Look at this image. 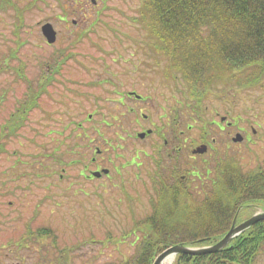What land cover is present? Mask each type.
<instances>
[{
    "label": "rangeland",
    "instance_id": "374dc122",
    "mask_svg": "<svg viewBox=\"0 0 264 264\" xmlns=\"http://www.w3.org/2000/svg\"><path fill=\"white\" fill-rule=\"evenodd\" d=\"M3 2L6 3L0 5V58L5 61L0 63V145L3 148L0 152V264H102L130 257L142 236L140 228L132 229V218L149 211L148 198L154 195L150 177L154 171L150 139L140 140L136 136L137 140L131 142V137L145 126L156 130L142 114H151L156 121L159 112L166 111V106H162L171 101L177 100L180 119L184 122L189 119L193 124L195 146L200 144L201 128L207 127L206 137L209 136L210 141L211 136L215 138L212 143L217 151L233 155L243 169L253 170L264 164V80L251 86H238L226 78L214 80L206 95L200 101L192 99L193 108L188 107L185 83L178 75L167 71L165 63L168 61H161L163 54L150 49L152 39L146 27L132 19L137 15L139 0H96L95 4L90 0H46V4L42 0ZM41 7L43 9H39ZM58 14L66 15V23L56 19ZM95 16L99 18L96 24L93 22ZM72 19L77 20V26L72 24ZM45 20L52 22L58 30V41L66 44L73 42L78 31L84 29L77 45L84 66L80 72L83 75L82 90L85 94L99 90L100 96L95 98L97 106L88 107L84 99L85 104L79 109L81 114L71 109L67 118H61L65 123L83 121L84 127L80 130L88 132V136H81L77 146L83 153V162L76 160L74 153L64 147L68 140L59 142L61 134L57 132L61 126L58 119L53 124L49 117H45V121L30 117L18 133L6 136L10 132L5 126L11 118L9 112L16 118L27 92L31 93L39 83V79L35 80L42 72L48 50L38 22ZM93 23L94 29H91L89 25ZM22 40L23 46H20ZM141 42L143 46L138 45ZM134 47L136 55H131ZM35 51L38 55L33 54ZM74 68L75 64L71 62L65 71L75 73ZM250 70L236 72V77L247 76ZM22 72L26 78L16 79L14 74ZM161 73L173 77L162 79ZM106 74H113L118 80L108 79ZM136 74L146 78L152 75L154 80H147L149 86L145 88L158 90V93L153 96L154 101L141 102L135 111L129 112L126 106L111 99L115 96L114 91L105 92L104 89L125 91L129 87L120 81L126 84L137 78ZM53 106L48 102L43 104V109L51 113ZM88 112L92 115L90 121L102 126L100 132L104 137L124 144L116 149L119 153L109 150L112 161L109 160L111 155L104 153L98 168L90 161L93 145L102 147L106 143L103 136L89 141V136L97 133L91 128L90 121H86ZM223 115L225 119L221 120ZM113 118H121L127 129H120L118 124H104L103 121L110 122ZM226 121H234L237 125H226ZM217 123L225 126L232 136L236 128L241 127L243 131H238L243 134L242 141L232 140L227 133L218 136ZM73 127L69 124L62 132L73 136L76 132ZM245 134L249 136L248 140ZM122 135L128 136L127 140H122ZM193 161L194 167L205 164L209 168L215 161V151L209 150ZM123 162L126 164L121 166ZM61 167H65V171ZM103 167L110 169L107 176L100 172ZM80 168L83 176L77 173ZM95 171L102 176L87 179L86 175ZM60 173H63L62 177ZM167 179L173 181V178ZM262 210L264 203L260 201L243 204L235 215L236 223ZM41 225L53 227L57 233L55 245L52 238L36 237L27 231ZM59 247L63 248L62 253L67 258L64 262L55 258L61 254ZM161 264H173V261L166 260ZM257 264H264V252L258 254Z\"/></svg>",
    "mask_w": 264,
    "mask_h": 264
},
{
    "label": "trees",
    "instance_id": "16d2710c",
    "mask_svg": "<svg viewBox=\"0 0 264 264\" xmlns=\"http://www.w3.org/2000/svg\"><path fill=\"white\" fill-rule=\"evenodd\" d=\"M0 1V5H5L6 2ZM42 1L46 4V0ZM141 2V12L135 18L146 27L151 42L155 43L150 48L167 52V71L178 75L188 94L197 101L220 78L232 80L238 86L264 80V0ZM98 19L95 16L93 22L96 24ZM248 68L249 75L236 77V72ZM16 133L11 128L6 136ZM194 168L193 187L184 184L178 175L169 181V177L154 168L150 175L154 195L148 198L149 211L132 218V229L140 228L142 233L134 253L126 259L102 264H152L160 251L174 244H212L229 230L243 204L264 203V164L246 170L233 155L215 151V161L209 168L205 164ZM27 231L36 237H50L56 243L57 233L51 225ZM262 252L264 219L216 251L177 253L173 264H257V256Z\"/></svg>",
    "mask_w": 264,
    "mask_h": 264
},
{
    "label": "flooded vegetation",
    "instance_id": "af4514ba",
    "mask_svg": "<svg viewBox=\"0 0 264 264\" xmlns=\"http://www.w3.org/2000/svg\"><path fill=\"white\" fill-rule=\"evenodd\" d=\"M139 3L140 4L137 7L140 13L142 2L139 0ZM56 19H59L60 21L65 22V23L67 21L66 15H61V14H58L56 16ZM71 21L74 26H77V20L72 19ZM43 22L45 21H41V23ZM66 26L67 25H65V27ZM81 33L82 31H78V33L75 35V38L79 39L81 36ZM56 38L57 40L55 39L56 41L52 43L45 41L46 48L48 51L46 52L45 58L43 59V63H42L43 67L41 69L42 72L41 74L38 73V78L35 80L36 82L39 79V83L37 87L31 93L27 92V98H26L27 101L26 100L23 101L24 104L21 109L22 111L27 110L26 116L23 117L26 122L30 120V117L34 118V116L38 118L39 120L40 118H42L44 121L46 120L47 117H49L50 119L49 121H51L52 119H53L52 121H54L55 119H58V125L61 126L59 128L60 131L57 132V134H61V139L59 140V142L62 143L63 142L62 139H65L66 142L68 140L69 141L68 144H65L64 147H68V151H71L74 153V157L76 160L83 162V153L77 147L79 146L78 139L81 136H85V135H86L85 137L88 136V132L80 130V129H83L84 127L83 121L79 119V120H74L73 122L71 121V122L65 123L61 121V118L62 116L64 119L67 118L68 113H70L68 111L71 109H75L79 112V109L82 106H84L85 101L88 103V107L90 105L96 104L95 98L100 96L99 90L87 91L86 93L88 94H85L82 90L83 75H81L80 72H82L84 68H83V61L80 59V56H82L81 51L77 46L79 42H76L74 40L73 42L72 41L67 42L66 44L65 42L62 43L58 41L59 32L57 29H56ZM138 45L143 46V43L141 42ZM151 45H155V43L150 42V46ZM20 46H23V40ZM60 46L61 48L57 49V47H60ZM134 49L135 50L133 52H130L131 55H136V48L134 47ZM157 50H158V52L156 51L157 53L163 54L161 61L162 60L167 61L169 59V56L166 51L162 49H157ZM9 52H10V48H9ZM33 54L38 55L36 51L33 52ZM12 56H11L12 58L14 59L16 58L15 55L12 54ZM4 62L5 61L2 58H0V63H4ZM71 62L75 64V68H74L75 73H67L65 71L66 67L68 68V64H70ZM14 76L16 77V79L18 77L19 80H23L26 78V75L23 72L20 74L15 73ZM107 76L110 77L108 79H111L114 81L118 80L117 78H115L116 76H114L113 74H110ZM135 76L137 78L132 79V81L127 82L126 84L120 81L121 84L129 87L125 91L119 88H117V90L116 88L108 89V87L104 89L105 92L114 91L115 96H113L111 99L114 102L124 107L126 106V110L129 112L135 111V108L137 107V105L139 106L141 102L144 103V102H147L148 100L154 101L153 96L156 95V93H158V90H155V89L148 90V87L145 88L147 85L146 84L147 80H154V78H152V75H150L151 78L142 77L140 74H136ZM160 76L162 79L173 77L171 74H167V73H161ZM33 84L35 85L36 83H33ZM90 85L93 86L94 83H90ZM84 94L87 95L85 96V98L83 97ZM89 94H91L92 96H88ZM91 97H94V98H91ZM125 98H126V101H125ZM192 99L193 97L188 95L187 104L190 105L188 107H191V108H193ZM91 100H94V103H92ZM48 102L54 104L51 113H49L46 109L45 110L43 109V104H46ZM171 102L172 103H166V105L164 104L162 106V108L166 106L164 109L166 111L159 112V115H158V118H156V121L153 119V116L151 114L143 113L142 114L143 119L144 120L149 119V122L151 121L153 123L152 126L154 125L156 126V130L145 126L139 131V132H145V134L140 137L138 136V132H135L133 135L134 137H131V142L133 141L135 142L137 140V137L140 138V140L144 138H149L150 139L149 146L151 148L150 155L152 157L153 169L154 168L156 170L159 169V172L160 173L162 172L161 174L169 178H174L175 175L176 176L178 175L180 179L184 182V184H187L190 187H193V181L196 175V172H195L196 170L194 168L193 159L196 157V155H203L209 150L217 151V149L214 147L212 143V141H214L215 138L211 136L210 139L212 140L210 141L208 139L209 136L208 138L206 137V135L208 134L207 127H204L203 132H200V136L202 140H200L198 143L200 142L206 143L207 148L202 153H199V154L194 153L193 148L195 145L194 144L195 140H194V135H193V124L190 123L189 119L188 120L186 119L185 122L183 119H180L179 113L181 110L179 108V104L177 103V100L175 102L174 101H171ZM159 104L160 102L158 103V105ZM161 105L162 104H160V106ZM94 109L95 107L92 108L91 110H94ZM12 113L13 112H9L10 114L9 117L11 116V118H10V121H8L7 125H5L7 127H14L19 124V123H16V120L17 118L21 116V113H18L16 118H13L14 115H12ZM39 113L42 114L41 117L36 116ZM79 113L81 114V112ZM53 114H56V116L52 117ZM91 117H92L91 113L88 112L86 121H90ZM120 119L121 118H113V120L110 122H107V121H103V122L107 126H114L115 124H118V127L120 129L126 130L127 126H125L124 122H121ZM34 120L36 123V119ZM117 120H120V121L115 123V121ZM142 121L140 122L136 121V123L139 122L140 124ZM93 122L94 121H90V124L92 125L91 128H94V131L97 134L96 135L92 134L91 136H89V141L98 139L99 133H101L100 130L102 126L98 125L99 124L98 122L96 123H93ZM53 124H56L55 121L53 122ZM69 124H72L74 126L73 128L76 129V132L74 133L73 136H70L68 133L62 132L63 131L62 129L67 128ZM226 125H230V122L227 121ZM217 126L220 130L218 133V136L226 134V133L228 134V131L225 126H223L220 123H217ZM238 129L243 131L241 127L239 128L237 127L234 133H236ZM128 135L130 137L131 133L128 132ZM228 135L231 136V133H229ZM127 137L128 136L122 135L121 138L122 140H127ZM245 137L247 140L249 139V136H247L246 134H245ZM104 142L106 143L107 146H103V148H100L97 144H94L93 154L90 156L91 164H93L97 168L100 167L101 165L99 160L101 157L102 158L104 157L103 156L104 152L107 151L108 154H110L111 153L109 152L110 149L115 150L116 147L121 148L124 146L123 142H120V141L113 142L110 138H105ZM116 152H118V150ZM134 155H137V153L136 154L134 153ZM60 158L61 157L57 158L56 160H59ZM112 159L113 158H112V153H111L109 160L112 161ZM125 164L126 162H123L121 166H124ZM61 169L65 171V167H61ZM109 172L110 170L102 174L107 176ZM77 173L83 176V170L81 168L77 170ZM60 176L62 177L63 173H60ZM95 176L101 177L102 175L101 174L93 175L92 173L86 175L87 179H91ZM161 181L163 180L161 179ZM42 238H47V237H42ZM53 245H55V243ZM58 250L61 254L55 256L57 261H59V259L62 260L63 262L64 260L66 261L67 258H65L64 256L65 254L62 253L63 248L62 249L58 248Z\"/></svg>",
    "mask_w": 264,
    "mask_h": 264
},
{
    "label": "water",
    "instance_id": "95a60500",
    "mask_svg": "<svg viewBox=\"0 0 264 264\" xmlns=\"http://www.w3.org/2000/svg\"><path fill=\"white\" fill-rule=\"evenodd\" d=\"M41 29H42V33L44 34L48 42H53L55 40L56 30L53 28L50 22L47 21L43 23ZM144 134L145 132H138L139 136H143ZM241 139H242V135L239 132H237L233 136L234 141ZM204 150H206V144L204 143L198 144L196 147L193 148V152H203ZM102 170L104 172H107L108 168H103ZM99 173H100L99 171L94 172L95 175H98ZM262 219H264V210L252 214L251 216L242 220L238 224H235L236 216H234V219L232 221L229 230L216 242L203 246L174 244L160 251L154 258L152 264H161V262L164 261L166 257L170 254L174 256L177 253L200 254V253L216 251L217 249L225 246L235 235H237L238 233H240L241 231H243L253 223Z\"/></svg>",
    "mask_w": 264,
    "mask_h": 264
},
{
    "label": "bare ground",
    "instance_id": "6f19581e",
    "mask_svg": "<svg viewBox=\"0 0 264 264\" xmlns=\"http://www.w3.org/2000/svg\"><path fill=\"white\" fill-rule=\"evenodd\" d=\"M173 261L174 260V256L172 255V254H170V255H168L167 257H166V259L164 260V261Z\"/></svg>",
    "mask_w": 264,
    "mask_h": 264
}]
</instances>
